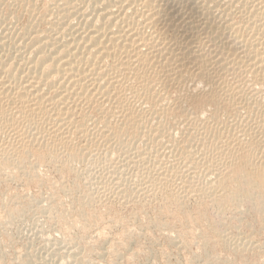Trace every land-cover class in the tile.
Listing matches in <instances>:
<instances>
[{"label":"bare ground","instance_id":"obj_1","mask_svg":"<svg viewBox=\"0 0 264 264\" xmlns=\"http://www.w3.org/2000/svg\"><path fill=\"white\" fill-rule=\"evenodd\" d=\"M144 134H152L145 155L133 150ZM77 135L85 152L71 143ZM36 143L55 159L66 152L71 163L104 143L120 149L124 164L141 166L130 177L137 181H180L183 191L205 178L223 191L229 177L238 182L233 199L257 196L264 186V0H0L1 164L13 170ZM149 157L157 159L155 173ZM224 231L228 247L247 249L241 232Z\"/></svg>","mask_w":264,"mask_h":264},{"label":"rangeland","instance_id":"obj_2","mask_svg":"<svg viewBox=\"0 0 264 264\" xmlns=\"http://www.w3.org/2000/svg\"><path fill=\"white\" fill-rule=\"evenodd\" d=\"M44 1L39 0V3L43 4ZM23 20H21V24L27 22V17H24ZM168 125H170V122ZM144 135L145 138L149 139H144ZM144 135L140 137L143 140L137 138L139 143L136 139L133 142V146L136 144L137 147L134 146L135 149L133 150L138 154H143L148 150L144 149V151L142 147H149L147 144L150 137L148 136L151 135ZM77 137L79 138H73L75 142L71 140V143L74 146L81 143V145L76 147V149L80 150V148L85 147L86 141L80 135H77ZM132 137L133 134H129L125 141L129 142ZM36 144L28 152L29 155L27 154L25 157V160L27 158L26 162L23 160V164L15 165L17 167H13L14 171L12 167L3 166L0 161L1 168L3 166V171H0L2 173L0 174V179H2L0 180V257L2 256L0 262L2 263L0 264H30L32 262L34 264H55L58 259L57 264H61V261L62 264H264V186L257 196H254L252 192H248L241 198L233 199L232 196L237 191V181H235L237 183H234V180L228 177L224 187H229L228 191L226 188L227 192H225L224 187L222 191V187L217 188L209 185L207 180L202 178L200 179L202 181L199 180V182L197 180L194 183L197 187L187 188L188 190L184 188L182 191L181 188L183 186L180 185V181L161 183L163 184L161 185L158 181L155 184V181L153 179L151 181V178H144L143 181L139 180L142 183L137 181L138 179L130 178L141 166L134 162L124 164L126 161L123 160V156L119 158L121 152L118 147L111 148L109 145H103L104 143H102L100 147L103 146L104 152L100 147H98L100 148L98 149L99 151L97 148H93L94 152L90 150L91 152L89 151L88 155L90 154V159L93 157L94 162H92V159L90 161L87 158L88 155L84 154L85 149L83 148L84 152L82 151L83 153H81L87 160L82 159V162L77 160L71 163L67 155L65 154L66 157L64 156L66 152H62L63 157L60 156V160L59 158L55 159L46 152L45 146ZM139 146H141L142 150L138 148ZM37 147L40 152H36ZM108 147L110 149L107 151ZM111 149H113L112 152ZM43 152L47 155H44ZM107 153L110 154V157L109 155L107 156ZM115 153L117 157L119 156L118 158H116ZM38 154L43 156L39 157ZM95 154L96 156L99 154L105 157L103 156V158L99 155L96 157ZM29 156L30 159H28ZM163 156L164 161L169 160L168 156ZM163 156H160L161 160H163ZM106 157H108V160ZM65 158L67 159L66 161ZM97 158L103 159L105 163L109 160L114 161H109L105 164L103 160L100 162ZM151 158L149 157V160L146 158L148 166L151 165V160L155 161L156 159L154 157ZM51 159L52 161H50ZM61 160H64L66 165ZM27 162L31 163L28 164ZM237 162L235 161L238 166H243L241 160L240 163L239 160ZM35 163L36 165H34ZM154 163L157 164L156 161ZM154 163L152 162V165ZM117 164L119 165L117 166ZM123 164L126 169L120 167ZM88 165L90 167H87ZM104 165H108V167ZM154 165L153 167L150 166L154 169L153 173L156 172L157 168L155 167H159ZM22 166L25 167L23 168ZM96 167L97 170H94ZM134 167L135 169H132ZM262 167L264 169V165ZM31 168L33 172H31ZM117 168L121 169L118 170ZM8 169H11L13 173L19 172L17 174L14 173V175ZM109 170L111 171L110 174ZM114 170L119 171V173H114ZM131 171L134 172L132 173ZM100 173L103 174L100 175ZM105 173L108 174L105 175ZM122 173L126 175L123 177L124 180ZM161 173L157 174V176L161 175ZM127 175L130 181L133 179L136 183L130 182ZM107 177L108 179H106ZM94 179H96V182H94ZM112 179L113 181H111ZM125 179H128L129 182L126 183ZM114 180L116 184H114ZM149 180L150 182H147ZM90 182H94V185ZM89 183L91 186H89ZM100 183L102 184L101 187L99 186L101 185ZM110 183L113 186L109 185ZM121 183H124V186ZM198 183H201V186ZM204 185L207 186L205 189ZM104 186L108 188H104ZM120 187L125 188L121 190ZM92 189H95V191ZM195 189L196 191H194ZM206 189L209 193H207ZM123 190L124 193L122 192ZM114 191L117 192L115 193ZM118 191L122 194H119ZM206 194L213 195L211 200L210 196ZM14 210L15 212L12 215ZM20 229L22 232L27 231L22 233L19 231ZM219 230H222V232H225L224 230L226 232H241L240 236L246 238V243L248 242L251 246L247 245L245 251L230 248L223 241L225 239L221 236ZM18 232L22 234L20 237H18ZM22 236L24 237L22 238ZM26 238L28 240L30 238V240L27 241ZM42 247H44V250ZM39 254L41 255L39 256ZM57 254L62 255L59 258ZM64 260L65 262L63 263Z\"/></svg>","mask_w":264,"mask_h":264}]
</instances>
